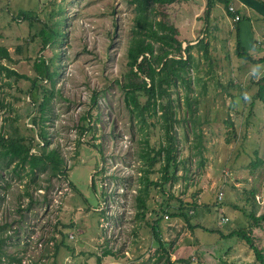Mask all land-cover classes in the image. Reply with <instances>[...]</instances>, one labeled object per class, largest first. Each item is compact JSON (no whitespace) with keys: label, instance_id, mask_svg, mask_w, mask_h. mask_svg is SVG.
Segmentation results:
<instances>
[{"label":"rangeland","instance_id":"obj_1","mask_svg":"<svg viewBox=\"0 0 264 264\" xmlns=\"http://www.w3.org/2000/svg\"><path fill=\"white\" fill-rule=\"evenodd\" d=\"M208 1L151 3L147 14L158 33L170 32L164 24L176 29L183 50L191 47L182 56L194 58L190 88L169 89L178 120L177 164L170 166L174 179L163 183L162 111L157 106L156 114L142 117L147 98L138 93L135 110L123 88L150 83L128 65L133 0H0V46L10 55L0 64L17 74L0 70V136L32 140L31 154L57 149L69 170L68 177L30 173L28 164L22 169L0 158V264H99L98 257L103 264H169L152 230L160 217L170 264H259L246 242L229 235L252 230L264 249V222L253 229L250 218L264 215V103L255 100L264 79L258 50L264 41L248 35V27L263 20L245 13L251 0H230L228 7L217 2L210 14ZM22 10L36 17H19ZM245 15L250 22L238 33ZM50 28L60 35L46 45L40 33ZM239 37L262 62L238 57ZM155 45L156 52L167 49ZM170 56L181 57L177 51ZM40 57L50 64L55 58L53 82L39 78ZM35 79L41 90L32 86ZM46 89L54 95L41 113ZM83 125L90 130L82 133ZM146 178L148 210L140 217L136 196ZM192 206L190 221L170 216Z\"/></svg>","mask_w":264,"mask_h":264},{"label":"trees","instance_id":"obj_2","mask_svg":"<svg viewBox=\"0 0 264 264\" xmlns=\"http://www.w3.org/2000/svg\"><path fill=\"white\" fill-rule=\"evenodd\" d=\"M172 3V0H133L135 17H134V34L135 36L132 38L130 47L128 49V65L131 68V72L135 74V76L141 77L145 76L150 79V83H148L145 79H143L141 84H126L123 88H125L126 101L128 106L133 105L135 110L139 109L138 102V93H143L147 98V104L143 107V110H140V115L143 117L144 112L153 111L154 114L157 113V106H159V110L162 111V122L165 136V145H162L160 150L157 151L158 154L164 153V161L165 165L162 168V180L163 183L173 180L174 178L170 177L171 164H177V149H176V137L173 134L174 126L178 122L176 118V113L174 109V104L170 99V91L169 89L173 86H177L179 83H184L190 88L191 78L188 75V72L192 65V60L194 58L190 53H188V57L182 56L185 52L190 50V46L183 50L181 42L177 39L176 36L179 35L178 31L173 27H167L165 24L162 26L164 30H170V32L160 34L155 29L154 24L149 21L147 14L149 11V7L151 3ZM217 2L224 3L227 7L230 5V0H209L207 14H210L212 9L215 7ZM229 15H232L228 12ZM34 12L30 11H21L19 17H24L25 19L35 18ZM248 21L247 18H242L238 22L237 32L240 33V24L243 21ZM43 41L46 45H49L50 42L47 40H52L54 37L59 39L60 32H56L50 28L48 31H41L40 33ZM156 43H163L167 49L156 52ZM243 42L240 40V37L237 42L236 53L239 58L246 61H254V62H262L263 60H257L250 54V49H247L243 46ZM206 46V45H205ZM45 50V48H43ZM174 51L179 52L180 58H171L170 55L174 53ZM59 59V57H56ZM0 59L1 60H10V55L5 48L0 46ZM54 59L51 60V64L48 60H45L43 57H40L37 62V69L39 73V78H44L46 80H50L53 82V78L58 75V71H51V67H55ZM0 70H4L7 76L17 75L16 72L8 67L0 64ZM40 81L35 79L33 81V87L37 86L40 90L42 87L40 86ZM259 91L255 97V100H262L264 103V79L259 81ZM47 95L42 99V102L39 105V110L41 113L45 112L49 106L50 99L54 95L53 91H48L46 89ZM159 99H167L165 104H159ZM35 102L37 100L35 99ZM195 103V102H194ZM188 109L191 113H194L192 109V103L189 99H187ZM85 119V118H84ZM34 123H37L36 120H33ZM82 133L88 132L90 127L86 128V126H81ZM40 137L43 141L49 142L48 137L45 133V130L40 129ZM25 137L14 136L8 137L5 134L0 136V158L4 159L7 164L16 163L18 167L22 169L25 166L30 167V173H34L36 169H40L41 171L50 170L53 176L65 175L68 177V169L66 168L65 160L60 155V152L57 149L48 150L47 148H40L42 151L41 154H31L32 140L26 142ZM201 154V151L199 152ZM142 158H148L149 154H142ZM176 175H174L175 177ZM144 178H142L143 181ZM146 186L144 189H139V194L136 196L137 207H138V216L144 217L147 212V198H148V188H149V180L145 179ZM152 184V183H151ZM154 185L160 186L159 183ZM26 194L30 196V193L26 191ZM196 206H192L190 208H181L180 211H176L175 213H171L170 216L172 218H184L187 221L192 219L190 215V209L195 208ZM193 211H191L192 213ZM250 218L253 220V229L258 228L260 226V222H264V215L261 217H256L253 213L250 214ZM162 218L158 219L152 230L154 232V238L159 243V248L163 251V255L167 257L170 264V251H168L162 242L161 234L158 231V224H160ZM223 223V222H222ZM226 224V223H223ZM68 226H73L71 223ZM68 228V227H67ZM212 232V231H210ZM230 237H238L240 240L246 242V244L251 247L254 251L255 257L259 264H264V249L259 248L254 240L252 235V230L241 229L238 231H233L229 235ZM111 252V251H110ZM105 254H110L108 251H105ZM99 264L102 263L101 257H98ZM20 263V261H18ZM190 264V261H189Z\"/></svg>","mask_w":264,"mask_h":264},{"label":"crops","instance_id":"obj_3","mask_svg":"<svg viewBox=\"0 0 264 264\" xmlns=\"http://www.w3.org/2000/svg\"><path fill=\"white\" fill-rule=\"evenodd\" d=\"M236 1H240V0H236ZM252 2H253V4H252L253 8L251 10L244 9L245 13L248 15L249 13L252 12V14L256 16L255 19L261 18V20H263V21H258L257 20L254 23H252L251 24L252 26L248 27V29L250 30L248 35H249V37H250V35H251V37H253L254 32H255L256 36L258 37L257 39L259 41L261 39L260 42H262V41H264V0H251L250 3H252ZM239 7L241 9L243 8L242 5L241 6L239 5ZM244 10L242 9L243 12H244ZM246 17H247V19H249V22H250V18H249L250 16H246ZM241 29H242V27H241ZM257 43H258V41H257ZM261 47L262 48L258 47V50L261 51V52H264V48H263L262 45H261ZM255 48H256V46H255Z\"/></svg>","mask_w":264,"mask_h":264},{"label":"built area","instance_id":"obj_4","mask_svg":"<svg viewBox=\"0 0 264 264\" xmlns=\"http://www.w3.org/2000/svg\"><path fill=\"white\" fill-rule=\"evenodd\" d=\"M236 19H238V17H236ZM219 198H220V197H219ZM222 222H223V223H226V222H227V219H223ZM71 237H73V236H71Z\"/></svg>","mask_w":264,"mask_h":264},{"label":"clouds","instance_id":"obj_5","mask_svg":"<svg viewBox=\"0 0 264 264\" xmlns=\"http://www.w3.org/2000/svg\"><path fill=\"white\" fill-rule=\"evenodd\" d=\"M223 220V219H222ZM227 223V222H226Z\"/></svg>","mask_w":264,"mask_h":264}]
</instances>
